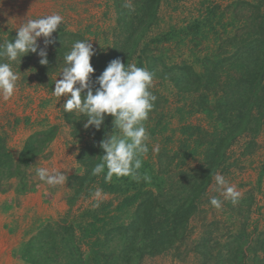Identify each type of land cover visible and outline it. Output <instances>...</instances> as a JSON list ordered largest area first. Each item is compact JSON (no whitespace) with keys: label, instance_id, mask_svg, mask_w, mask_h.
<instances>
[{"label":"trees","instance_id":"trees-1","mask_svg":"<svg viewBox=\"0 0 264 264\" xmlns=\"http://www.w3.org/2000/svg\"><path fill=\"white\" fill-rule=\"evenodd\" d=\"M167 1L182 0H132L129 3L131 9L125 7L128 3L124 0H112L117 12L114 42L104 53L105 59H101L103 64L99 53L95 52L91 58V64L98 72L92 75L89 87L82 92V96L88 90L95 94L100 75L112 60L119 58L125 64L146 68L153 73V79L158 80V84H171L175 88V96L182 103L181 107L175 109L180 129L170 130L168 118L173 117L174 113L156 111L157 102L163 97L150 88L156 100L144 122L149 135V151L142 158V168L139 170L141 179L137 181L115 175L107 178V169L93 175L92 168L102 162L103 151L99 143L106 135L114 133L113 118L106 116L100 130L94 126L85 129V116L63 111V119L71 125V135H84L86 139L77 155L82 176L77 178L76 196H81L82 192L86 196L85 191L99 189L102 194L119 197V200L115 208L112 203L91 205L76 216L67 214L56 222L42 225L31 240L36 248L46 250L42 255L45 258L35 264H51L50 249L57 247L64 251V264H111V261L138 264L145 256L153 257L167 252L176 241L187 235L189 221L197 213L200 199L213 175L228 161V149L239 136L257 132L264 113V1L254 4L249 19L241 13H231L225 18L222 13L219 14V7L208 6L210 8H205L203 20L198 18L189 24L169 26L167 30L153 35L152 30L159 24V6ZM215 13L219 16H215ZM224 19L225 23L222 21ZM224 32L227 37L221 43ZM5 40L11 41L9 37ZM210 41H214L215 46H209ZM55 42L60 46L62 37L55 38ZM165 44L174 45L177 49L186 48L193 58L192 64L185 61L181 62V66L171 64L168 67L163 64L164 55H156L151 49ZM204 44H207L204 47L207 53L201 55L202 52L198 50ZM59 46L58 55L62 56L65 49ZM46 58L48 64L38 65L40 69L37 75L47 67L49 71L58 68L56 60L47 55ZM192 65H197V71ZM163 100L166 101L165 98ZM197 113L208 115L213 123L212 133L207 134L201 127L184 123ZM1 130L0 184L17 176L22 177V168L32 164L41 154L54 138L56 128L51 126L42 133L30 136L16 162L7 150V135L2 134ZM176 132H180L185 140L180 141L173 155L178 167L186 165L187 172L181 170L182 173L177 175L183 180L178 190L173 191L161 165H158L159 169L156 167L161 162L162 152L167 151L163 147L159 149L156 154L159 162L155 163L152 161L151 144L158 137L168 142ZM195 132L204 138H198L190 146L186 139ZM191 159L196 163L203 162L193 170L187 166ZM144 176L150 179L145 181ZM23 189H19V193L24 192ZM248 237L246 225H243L235 235L237 245L226 264H244L241 260L242 246ZM115 238L121 242V251L117 256H112L111 241ZM256 264H264V261Z\"/></svg>","mask_w":264,"mask_h":264},{"label":"rangeland","instance_id":"rangeland-1","mask_svg":"<svg viewBox=\"0 0 264 264\" xmlns=\"http://www.w3.org/2000/svg\"><path fill=\"white\" fill-rule=\"evenodd\" d=\"M131 1L124 0L128 4ZM263 1L182 0L180 2H163L158 10L159 24L154 27L151 34L161 33L169 26L189 24L193 19L203 20L205 8H210L208 6L219 7V14L222 13L221 15L225 18L231 13H241L243 17L249 19V13L254 4L258 5ZM262 6L264 7V5ZM54 13L60 14L63 17V22L47 41L43 37L38 39L37 53L23 56L20 62L19 60L10 62L7 57L0 59L2 62L12 63L13 70L19 75L14 96L9 100L0 97V128L2 134L7 135L6 147L14 157V161L18 160L24 143L30 136L42 133L51 126L56 128L54 138L34 159L36 163L23 167L22 177L17 176L2 182L0 194L3 195L7 193L6 191L11 192L12 190L17 195L21 188H24V192H20L21 194L43 191L45 202L49 203L52 201L53 192L58 191L65 200L66 207L61 212L62 214L48 218L30 215L27 212L24 214L19 212L22 215L20 217L21 215L13 209L10 218L16 223L12 218L19 215L18 219L21 222L20 225L24 227V232L22 240L14 242L11 249H4L7 240L5 236H0V264H8L9 260L13 261L12 264L15 261V264H35L43 261L45 257L42 255L46 250L36 248L31 240L42 225L56 222L67 214L76 216L79 211L90 208L91 205L112 203V207L115 208L119 200V197L115 198L102 193L96 197L94 194L97 189L93 192L85 191L86 196L83 192L80 193L81 196H76L77 178L82 176V168L77 162V155L86 139L84 135L81 137L72 136L71 125L63 119V105L68 97H58L53 94L54 84L57 79L62 78L60 74L66 67L64 57L71 51L72 45L76 41H90L94 53L101 55L100 61L102 58L105 59L104 53L114 42L117 23V12L112 0H0V45H4L5 39L8 37L14 42L17 27L27 19H37ZM216 15L218 13H215ZM222 21L226 22L225 19ZM225 33L221 36V43L227 37ZM59 36L63 41L60 46L55 42V38ZM58 46L65 49L62 56L58 55ZM206 46L207 44H204L198 50L202 52L201 55L207 53V49L204 48ZM209 46H215L214 41H210ZM154 49L153 47L151 50L156 55H164L163 64L168 67L171 64L181 66L182 61L189 65L193 62V58L184 47L177 49L174 45L165 44ZM41 51L56 60L58 68L49 71L47 67L41 70L43 74L37 75L40 69L38 65H40L39 53ZM103 63L101 61V64ZM157 64L161 68L160 64ZM36 65L37 67H35ZM192 66L197 71V65ZM95 71L96 69L94 74ZM91 77L92 75L89 80ZM223 81L224 79L221 80V82ZM151 88H154L159 95H162L163 99H166L164 101L161 98L157 102L156 111L163 110L174 113L173 117L168 118V123L170 130L178 131L180 124L175 115L177 114L175 109L181 107L182 103L175 96V88L171 84H164V86L158 84V80L154 79ZM184 123L201 127V130L207 134L213 131V123L205 113H197ZM161 138L158 137V140L151 144V148L153 150L156 146L159 149L163 147L167 152H162L161 162H159L156 159L158 151H151L152 161L159 162L156 167L162 168L167 181H171L170 185L173 186V191L178 190L179 183L183 179L177 175L182 173L181 170L187 172V167L185 165L179 168L173 153L180 146V141H184L185 138L180 132H176L168 142ZM198 138L204 137L195 132L191 138L186 140L191 146ZM227 156V163L213 175L210 185L200 199L201 205L189 221L187 235L182 240L176 241L167 252L153 257L145 256L138 264H226L230 256L233 255L232 249H235L237 245L235 235L243 225H246L249 237L242 246V263L256 264L264 261V113L257 132L254 135L246 133L239 136L228 149ZM201 162L196 163L191 159L187 166L193 169ZM38 167H47L50 171L55 170L66 174L68 179L65 186H50L40 181L36 175ZM217 174L223 175L230 185H234L241 192L237 204L233 205L231 200H227L221 195V190L217 188L214 179ZM213 196L223 202L220 209H216L210 204V199ZM14 203L16 208H19L20 205H16L17 201ZM12 206L14 205L12 204ZM9 210L11 208H5V211L0 209V226L5 220L8 221ZM111 245L110 252L114 253L112 256H117L121 251L120 240L115 238L114 241H111ZM50 251L51 264H64V251L61 248H52ZM111 264H117V261H111Z\"/></svg>","mask_w":264,"mask_h":264},{"label":"clouds","instance_id":"clouds-1","mask_svg":"<svg viewBox=\"0 0 264 264\" xmlns=\"http://www.w3.org/2000/svg\"><path fill=\"white\" fill-rule=\"evenodd\" d=\"M131 9V4H125ZM63 22V17L54 13L37 19H27L16 30L14 42L8 41L0 45V57L16 62L29 53H37V41L43 37L51 38ZM94 50L90 41H76L64 59L66 67L55 82L53 94L58 97L67 96L63 105L66 112H74L87 118L84 128L94 126L100 130L105 117L113 118L114 133L106 135L99 143L103 151L102 162L92 168L93 175H99L107 169V178L130 177L139 181V170L142 158L149 151L147 133L144 122L147 121L156 96L149 90L153 82V73L135 64H125L119 58L112 60L98 78L99 87L95 94L91 90L82 96L89 87V77L94 74L91 58ZM41 65H47L46 53H39ZM19 75L13 70L12 63L0 62V97L4 100L12 98L17 90ZM79 85V87H77ZM158 146L153 151H158ZM40 181L50 186H65L66 174L47 167L36 168ZM145 181L150 178L144 176ZM217 188L221 195L235 205L239 202L241 192L230 185L221 174L215 176ZM96 197L101 195L97 189ZM222 201L213 196L210 204L216 209L222 207ZM98 206V205H97Z\"/></svg>","mask_w":264,"mask_h":264},{"label":"crops","instance_id":"crops-1","mask_svg":"<svg viewBox=\"0 0 264 264\" xmlns=\"http://www.w3.org/2000/svg\"><path fill=\"white\" fill-rule=\"evenodd\" d=\"M53 157V156H52ZM51 161V160H50ZM36 160L33 161L32 164H35ZM7 193L1 195L0 194V209L2 211H5V208H11V210L8 211V221H4L0 226V236H5V239L7 240L6 247L7 249H11L14 242H18L22 240L23 235V226H21V222L18 219L19 215L23 212H27L30 215H35L38 217H45L48 218L50 216H54L57 214H62L65 210V200L62 198L61 194L57 191L53 192V195H51V202L46 203L45 202V196L43 197L44 192L43 191H32V192H25V193H18L17 195L15 193L6 191ZM63 199V201H61ZM15 201H17L16 205H20L19 208H16ZM4 202V203H2ZM12 204L14 206H12ZM17 211L18 216H14L12 219H14L17 223H14L11 218L10 214H12V210ZM16 214V213H15ZM22 217V215L20 216ZM19 220V221H18ZM12 223V225H11ZM9 259V258H7ZM13 261L9 260V263L12 264ZM8 263V264H9ZM16 261L14 262V264Z\"/></svg>","mask_w":264,"mask_h":264}]
</instances>
